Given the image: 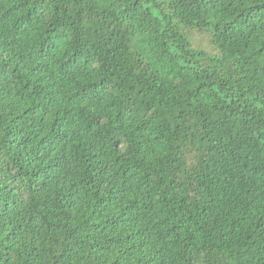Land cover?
Listing matches in <instances>:
<instances>
[{"label":"trees","instance_id":"16d2710c","mask_svg":"<svg viewBox=\"0 0 264 264\" xmlns=\"http://www.w3.org/2000/svg\"><path fill=\"white\" fill-rule=\"evenodd\" d=\"M0 264H264V0H0Z\"/></svg>","mask_w":264,"mask_h":264}]
</instances>
